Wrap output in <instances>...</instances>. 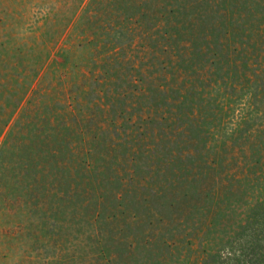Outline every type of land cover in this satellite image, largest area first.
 <instances>
[{"label": "rangeland", "instance_id": "1", "mask_svg": "<svg viewBox=\"0 0 264 264\" xmlns=\"http://www.w3.org/2000/svg\"><path fill=\"white\" fill-rule=\"evenodd\" d=\"M0 264H264V0H0Z\"/></svg>", "mask_w": 264, "mask_h": 264}]
</instances>
